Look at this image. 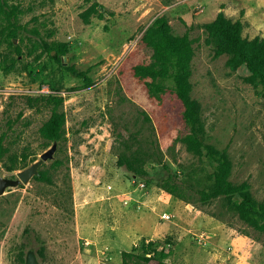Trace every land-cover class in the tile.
Returning <instances> with one entry per match:
<instances>
[{
	"label": "rangeland",
	"instance_id": "rangeland-1",
	"mask_svg": "<svg viewBox=\"0 0 264 264\" xmlns=\"http://www.w3.org/2000/svg\"><path fill=\"white\" fill-rule=\"evenodd\" d=\"M10 1L21 9L23 30L13 44L0 42L1 175L17 178L55 143L40 132L50 110L33 107L29 96L62 95L67 125L55 158L41 167L54 184L33 178L0 196V264H23L29 250L41 264H123L122 252L143 239L169 237L177 243L168 260L173 264H264V233L219 201L188 203L119 165L122 155L139 150L153 153L146 169L156 179L168 175L167 167L181 181L192 180L196 170L213 171L183 143L187 129L174 94L152 96L134 73L153 60V49L142 40L145 31L167 15L174 33L193 42L192 95L202 104L207 140L230 154L232 181L249 182L264 202L262 89L246 80L244 68L229 67L227 55H216L205 27L223 11L243 22L245 37L264 38V0ZM95 1L105 14L86 23L81 13ZM45 43L68 44L63 65ZM55 159L63 163L56 169ZM11 165L20 169L10 171ZM141 198L151 204L138 209ZM121 205L126 212L117 218L114 209ZM165 213L172 219H162ZM203 215L217 220L223 232L214 236L193 222ZM156 225L167 229L153 234Z\"/></svg>",
	"mask_w": 264,
	"mask_h": 264
},
{
	"label": "trees",
	"instance_id": "trees-1",
	"mask_svg": "<svg viewBox=\"0 0 264 264\" xmlns=\"http://www.w3.org/2000/svg\"><path fill=\"white\" fill-rule=\"evenodd\" d=\"M105 14L104 6L95 1L81 13L86 23L91 17ZM21 9L10 0H0V42L13 44L23 30L20 23ZM208 32L207 43L211 45L217 56L227 55V64L234 70L244 68L248 72L246 80L260 86L264 96V38L249 39L244 36V24L241 20H232L221 11L217 17L206 24ZM143 42L153 49V60L148 64L134 67L135 76L145 83L149 93L158 97L171 92L182 104V116L187 129L182 139L187 150L199 158L207 159L213 167L212 172L195 171L192 180L181 181L177 173L168 169V175L156 179L146 169L148 162H153V153L143 154L139 150L130 155H122L119 165L125 166L131 177L146 180L157 185L169 194L187 201L201 202L204 205L219 201L227 210L238 216L249 226L264 233V202L256 199L249 182L234 183L231 179L233 161L226 149H220L207 140V129L202 116V104L193 95L192 61L194 58L193 42L188 34L177 35L167 15L159 16L145 31ZM50 55L63 65L64 57L68 56L69 46L66 43H45ZM71 71L79 77L86 78L85 72L75 68ZM91 84L92 80L87 79ZM33 106L50 110V117L40 129L47 142H62L66 137L67 116L64 111L65 99L54 93L28 97ZM4 137H0V160L5 156ZM148 153V152H147ZM160 157V156H158ZM45 165V163H44ZM60 160L53 161L54 169L62 166ZM20 169L16 165L9 167L10 171ZM35 179L48 184H54V179L48 170L40 169ZM223 218V215H217ZM176 241L173 237L165 240H147L134 245L132 250L122 252L123 264H173L168 260L176 251ZM44 249L39 251L44 256ZM25 255V254H24ZM26 264V256L22 257Z\"/></svg>",
	"mask_w": 264,
	"mask_h": 264
},
{
	"label": "water",
	"instance_id": "water-1",
	"mask_svg": "<svg viewBox=\"0 0 264 264\" xmlns=\"http://www.w3.org/2000/svg\"><path fill=\"white\" fill-rule=\"evenodd\" d=\"M16 42V39H15ZM58 149V143L55 142L53 146L44 152L40 159L34 162L31 166L19 171L17 178L4 177L0 173V196L4 195L7 188L18 187L21 184H29L30 181L40 174V169L43 164L55 158V153ZM26 264H41L40 259L35 250H29L26 255Z\"/></svg>",
	"mask_w": 264,
	"mask_h": 264
},
{
	"label": "crops",
	"instance_id": "crops-1",
	"mask_svg": "<svg viewBox=\"0 0 264 264\" xmlns=\"http://www.w3.org/2000/svg\"><path fill=\"white\" fill-rule=\"evenodd\" d=\"M144 204H146V205H149V204H151L150 202H149V200H146V198L144 199V198H141V199H139V202H138V204H137V208L139 207V205H140V207L138 208V209H141L142 207H143V205ZM119 208H121V210L120 211H117V209H118V207H115V214L114 215H117V218H119V217H124V213L123 212H126V210L123 208L122 209V205L119 207ZM205 218H203V219H198V217L199 216H197L196 218H194L195 220L193 221V222H197V221H199L198 222V224L199 225H203V226H205V227H207V229H209V231H210V234H212V235H219V234H221L222 232H223V227L222 226H220L221 224L217 221V220H215L214 218H212V217H206L205 215H203ZM122 219V218H121ZM147 222V221H146ZM192 222V223H193ZM139 223H145V220L144 219H142V220H140L139 221ZM191 223V222H190ZM151 227L149 226V229H150ZM167 228L166 227H161V226H155L154 227V229H153V234H154V232H160L161 230H163V231H165ZM148 231H146V233H147Z\"/></svg>",
	"mask_w": 264,
	"mask_h": 264
},
{
	"label": "built area",
	"instance_id": "built-area-1",
	"mask_svg": "<svg viewBox=\"0 0 264 264\" xmlns=\"http://www.w3.org/2000/svg\"><path fill=\"white\" fill-rule=\"evenodd\" d=\"M136 182V181H135ZM138 188H145V184L144 183H140V182H138ZM109 189H112V186H109ZM129 203V200H125V204H128ZM162 219H164V220H171L172 219V215H171V213L170 214H163L162 215ZM87 244H90V243H87Z\"/></svg>",
	"mask_w": 264,
	"mask_h": 264
}]
</instances>
